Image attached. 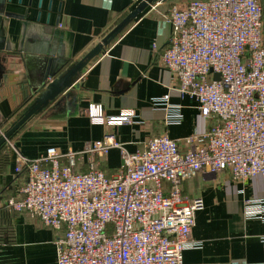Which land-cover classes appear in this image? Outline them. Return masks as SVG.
Returning <instances> with one entry per match:
<instances>
[{"label":"built area","instance_id":"2783aa9c","mask_svg":"<svg viewBox=\"0 0 264 264\" xmlns=\"http://www.w3.org/2000/svg\"><path fill=\"white\" fill-rule=\"evenodd\" d=\"M165 17L173 32L161 62L211 123L183 139L152 137L135 152L109 135L86 142L82 151L52 146L36 158L19 154L16 169L26 180L4 207L64 229L56 240L57 264H183L185 250L200 246L192 229L204 206L201 197L184 193V182L224 171L237 180H264L261 0H189ZM153 103L168 125L182 122L168 94ZM87 115L92 124L114 126L134 123L137 113L110 116L102 104L90 103ZM6 129L0 115V136ZM112 148L122 161L113 176L100 162ZM244 212L263 215L264 198L246 199Z\"/></svg>","mask_w":264,"mask_h":264},{"label":"crops","instance_id":"0c3cea01","mask_svg":"<svg viewBox=\"0 0 264 264\" xmlns=\"http://www.w3.org/2000/svg\"><path fill=\"white\" fill-rule=\"evenodd\" d=\"M141 1L13 0L10 9L26 17L9 21L10 50L4 55L10 76L0 87V115L6 127L34 101L35 88L80 60ZM188 1L157 0L139 13L71 88L34 115L0 151V264H57L56 240L64 233L4 207L9 197L20 194L26 180V172L16 169L19 154L36 158L52 146L82 151L86 142L109 135L135 152L152 137L183 139L208 129L211 121L201 115L195 98L181 94L178 79L160 57L173 32L165 13ZM261 3L264 12V0ZM166 94L180 106L181 123L168 125L166 112L154 106L153 99ZM90 103L102 104L110 116L134 110L135 122L92 124ZM100 162L108 175H115L122 162L120 150L112 148ZM183 190L204 203L192 229L200 246L185 250L183 264H264V214L249 218L244 212L246 199L264 198L261 176L237 180L228 171L196 174L184 182Z\"/></svg>","mask_w":264,"mask_h":264},{"label":"water","instance_id":"95a60500","mask_svg":"<svg viewBox=\"0 0 264 264\" xmlns=\"http://www.w3.org/2000/svg\"><path fill=\"white\" fill-rule=\"evenodd\" d=\"M21 0H19L20 2ZM157 0H142L137 7L130 12L120 23L112 28L103 39L87 52L80 60L71 64L63 72L58 74L52 80L44 82L38 88L33 90L38 93L34 101L23 111V113L15 120L9 128L6 129L3 135L0 136V151L6 146L7 142L24 126L34 115L40 113L52 101L57 99L62 93L71 88L76 80V77L88 66V64L101 54L103 49L107 47L129 24L134 18L144 11L148 6L154 4ZM13 0H0V87L7 81L10 74L5 65L7 59L5 52L10 50L8 39V27L11 18L26 17L25 14H20L10 9Z\"/></svg>","mask_w":264,"mask_h":264},{"label":"trees","instance_id":"16d2710c","mask_svg":"<svg viewBox=\"0 0 264 264\" xmlns=\"http://www.w3.org/2000/svg\"><path fill=\"white\" fill-rule=\"evenodd\" d=\"M6 145H7V144H6ZM5 147H6V146H4V148H5ZM4 148H3V149H4ZM3 149H2V150H3ZM2 150H1V151H2ZM0 210H2V209H0Z\"/></svg>","mask_w":264,"mask_h":264}]
</instances>
